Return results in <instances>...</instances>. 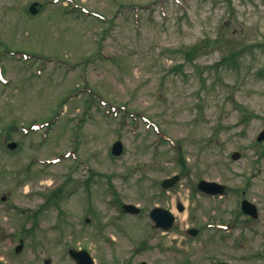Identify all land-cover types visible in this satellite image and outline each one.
Wrapping results in <instances>:
<instances>
[{
  "label": "rangeland",
  "instance_id": "rangeland-1",
  "mask_svg": "<svg viewBox=\"0 0 264 264\" xmlns=\"http://www.w3.org/2000/svg\"><path fill=\"white\" fill-rule=\"evenodd\" d=\"M71 1L0 0V263L264 264V0Z\"/></svg>",
  "mask_w": 264,
  "mask_h": 264
},
{
  "label": "water",
  "instance_id": "water-1",
  "mask_svg": "<svg viewBox=\"0 0 264 264\" xmlns=\"http://www.w3.org/2000/svg\"><path fill=\"white\" fill-rule=\"evenodd\" d=\"M32 12L34 13V6L31 7ZM264 140V129L259 133L257 137V141H263ZM122 147L119 142L115 143L112 147V153L114 155H119L121 153ZM231 158L233 160H237L239 158L238 153H233ZM178 180V177H172L170 179H166L161 183V186L163 188H168L172 186L176 181ZM198 188L207 193V194H222L224 192V186L219 185L215 182H206V181H201L198 183ZM133 208L131 205H124L123 210L128 211L129 209ZM178 210L182 211V206H178ZM241 210L253 217L256 218V207L252 204H250L247 201H242L241 202ZM149 217L153 222V228L159 229L162 231H167L170 230L173 227L174 224V217L172 214L162 208V207H155L149 212ZM21 249V246L16 247L15 251L18 252ZM69 254L74 258L76 261V264H94L93 260L89 256V254L82 250V251H69ZM43 264H51L49 260H45ZM145 264V263H142ZM224 264V263H222Z\"/></svg>",
  "mask_w": 264,
  "mask_h": 264
}]
</instances>
